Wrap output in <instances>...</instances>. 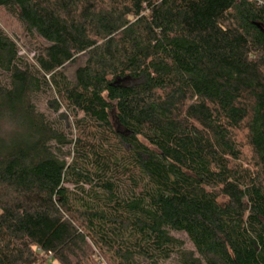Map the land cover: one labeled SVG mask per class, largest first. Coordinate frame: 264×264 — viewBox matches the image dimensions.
<instances>
[{
	"label": "trees",
	"instance_id": "16d2710c",
	"mask_svg": "<svg viewBox=\"0 0 264 264\" xmlns=\"http://www.w3.org/2000/svg\"><path fill=\"white\" fill-rule=\"evenodd\" d=\"M0 10V264H264V0Z\"/></svg>",
	"mask_w": 264,
	"mask_h": 264
},
{
	"label": "rangeland",
	"instance_id": "374dc122",
	"mask_svg": "<svg viewBox=\"0 0 264 264\" xmlns=\"http://www.w3.org/2000/svg\"><path fill=\"white\" fill-rule=\"evenodd\" d=\"M0 27L6 30L8 34L18 42L19 48L21 50V54L24 55L29 61H32L35 56V51L33 48L34 46L32 45V43H30L29 41L30 39L24 35V30L22 25H20L12 17L8 16L4 11L0 10ZM41 101H44V99L42 98ZM39 109L40 111H45L46 109L45 105L40 104ZM54 119H57L55 124L57 127L62 128L65 127V125L67 124V121L60 119L58 115L54 116ZM10 127L11 125H9L8 123H3L4 129H8ZM170 233L172 236L184 241L186 249L193 250L192 244L189 242L187 236L184 233H180L176 231H170ZM162 264H181V263L179 261V258L177 256H174L169 261H165V262L163 261Z\"/></svg>",
	"mask_w": 264,
	"mask_h": 264
},
{
	"label": "water",
	"instance_id": "95a60500",
	"mask_svg": "<svg viewBox=\"0 0 264 264\" xmlns=\"http://www.w3.org/2000/svg\"><path fill=\"white\" fill-rule=\"evenodd\" d=\"M258 27L260 28V26L258 25Z\"/></svg>",
	"mask_w": 264,
	"mask_h": 264
}]
</instances>
